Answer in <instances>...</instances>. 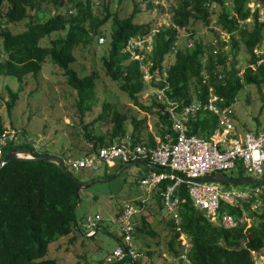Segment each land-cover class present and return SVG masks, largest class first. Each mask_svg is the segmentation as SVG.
I'll return each instance as SVG.
<instances>
[{
  "label": "trees",
  "instance_id": "obj_1",
  "mask_svg": "<svg viewBox=\"0 0 264 264\" xmlns=\"http://www.w3.org/2000/svg\"><path fill=\"white\" fill-rule=\"evenodd\" d=\"M101 1L0 0V10L7 4L3 15L7 21L27 20L26 29L15 33L0 19V75L20 80L27 75L36 76L42 64L50 58L53 64L64 70L69 85L77 92V108L85 114L92 111L97 102V75L93 72L80 76L72 63L76 61L75 51L79 45L86 46L94 41L98 44L99 37L103 36L108 39V45L105 46L107 53L101 57L106 74L114 80L120 79L121 89L137 105L140 103V93L150 88H165L172 100L184 105L196 100L207 101L210 94H216L221 98L219 105L231 106L245 86L254 84L261 87L264 84V53L256 51L264 45V20L259 7L264 6V0H255V3L260 4L256 8L250 6L251 0H232V8L226 7V0H181L170 11L173 24L163 26L154 36L153 49L145 52L144 59L133 58L126 46L131 39L147 37L154 25L136 22L134 18L139 12L137 10L132 16L120 18L117 13H111L110 0ZM101 3L106 14L98 18L94 10ZM46 4L52 6V13L47 12ZM214 5L221 8L219 13H216ZM214 16L215 25L229 34V50L225 48L228 42L221 39L219 47L200 39H195L189 46H180V28L187 29L191 19L201 20L210 26ZM248 19H251V23H248ZM108 22L110 29H102ZM237 33L240 38H236ZM45 38L49 39L48 45L42 44ZM241 42L250 52L249 65L245 69L237 67ZM172 54L174 61L166 64L167 57ZM142 62L148 63L150 72L158 73L161 80L145 81ZM8 90L7 108L12 111L19 94L10 88ZM139 106L148 110L155 107L164 125L160 129L161 135L170 130L169 117L161 112L162 103L155 99L152 106ZM113 107V103L105 102L102 112L84 125V134L92 144L88 154L127 137L133 143H152L154 136L151 133L145 138L137 132L142 120L134 118V133L128 134L127 115ZM96 123H108L111 129H107V133L95 132L93 126ZM189 126L191 133L210 137L217 126V116L209 111H199L196 118L190 120ZM4 131L0 123V134ZM11 146L9 144L8 148ZM17 148L22 149L23 146ZM42 154L49 153L42 150ZM62 158L66 161L65 157ZM153 169L149 167V170ZM167 183L162 182L157 189L155 199L160 209L164 208L161 189ZM76 187V182L51 161H13L1 167L0 264H64L50 256V246L58 239L71 235L79 226ZM178 194L179 222L170 216L167 223L170 235L168 251L179 259L177 264H258L257 260L264 256V191L258 199L253 196L235 205L221 203L219 216L229 213L237 221L231 227L222 225L218 220L212 221L206 210L195 205L187 182L182 183ZM257 200L260 203L255 206ZM125 209L120 211L119 219ZM96 215L86 217L87 237H94L97 230L103 228L100 225L101 215L94 227L89 226L88 217L95 218ZM134 223V236H143L156 246L161 245L158 231L146 215H136ZM93 228L94 233L88 235ZM182 233L188 237L187 248L182 243ZM75 239L77 237L73 235L72 242ZM150 248L146 252L140 249L144 255L133 261L128 255L122 259L114 258L116 248L107 260L113 256L112 261L108 260L110 264H146L145 259L155 253ZM185 250L187 258L183 259L180 255Z\"/></svg>",
  "mask_w": 264,
  "mask_h": 264
},
{
  "label": "rangeland",
  "instance_id": "obj_2",
  "mask_svg": "<svg viewBox=\"0 0 264 264\" xmlns=\"http://www.w3.org/2000/svg\"><path fill=\"white\" fill-rule=\"evenodd\" d=\"M154 1V4H153ZM181 0H110L109 9L111 13H117L120 18L132 16L136 10L134 20L138 23H150L156 25L165 13L174 10ZM102 3L105 0L101 1ZM232 0H226V7H231ZM102 3L96 6L94 15L103 18L106 9ZM260 4L255 0L250 1V6L256 8ZM152 6V8H151ZM215 6V5H214ZM212 6V7H214ZM150 7V8H149ZM264 20V6H259ZM47 12L52 13L54 9L50 5H45ZM7 9L5 4L0 10L1 22L13 32H20L27 27V20L20 22H9L3 17ZM216 13L220 7L215 6ZM213 22L206 26L201 20H190L187 29L180 28V46H189L195 39H200L204 43H214L219 47V39L227 41L225 47L229 50V34L223 32ZM251 23V19L247 20ZM154 27V26H152ZM92 29V28H91ZM102 29L109 30L110 22L106 23ZM214 29V31L212 30ZM216 31V33H215ZM107 38L108 35L106 34ZM220 36V37H219ZM236 38H240L239 33ZM99 40V39H98ZM43 45L49 44V39L42 40ZM264 44V43H263ZM104 45V46H103ZM105 42L87 44L76 48V61L72 63L80 76L96 73V97L97 102L92 111L82 114L77 108V92L69 85L64 70L53 64L50 58L42 64V69L38 75H27L20 80L13 76L0 75V123L5 130L26 131L36 139V143L44 151L51 155L63 156L68 161L81 159L91 152L92 144L84 134V125L95 119L103 110L105 102L113 103V109L125 113L128 117L126 122L128 134L134 133L133 119L142 120L137 132L145 138L149 133L153 136L160 135V129L164 127L159 118V114L152 110L143 109L152 106L155 97L148 93L155 92L150 88L139 94V105L121 89V80H114L106 74L103 66L102 55L107 53ZM151 48V44L144 47ZM258 53H264V45L261 49H256ZM146 57V56H145ZM237 67L245 69L249 65L250 52L243 42L240 43V52L237 57ZM174 61V55L167 57L166 64ZM151 81V79H150ZM149 81V82H150ZM18 92L19 98L12 111L7 108L9 90ZM160 91V90H159ZM231 109L234 113V123L239 133L245 131H264V84L259 87L250 84L241 89L233 103ZM212 127V123H211ZM93 128L95 132H106L111 129L108 123H96ZM220 127L216 126L214 132ZM107 133V132H106ZM109 141V137H107ZM118 164L119 159L115 160ZM73 174L80 180L87 181L95 177L112 175L115 167H110L105 162L98 163L97 167L77 168L75 165H68ZM119 167V166H118ZM148 165L144 163L134 164L123 169L117 176L106 181H97L88 187H83L79 191V204L76 208L78 227L71 235L62 237L53 242L50 246V256L56 258L64 264H110L108 256L118 247L123 240V226L119 219V213L127 204H139L140 201H147L141 214L148 217L152 226L158 231L160 246H156L149 239L143 236H134L133 245L144 252L151 246L154 255L145 259L146 264H177L179 259L168 251L167 223L171 219L166 208H159L155 197L157 189H149L141 183L143 176L149 171ZM120 169V168H119ZM118 169V170H119ZM224 173L234 178H247L251 174L238 168L225 170ZM261 177L256 175L255 178ZM221 191H253L256 187L253 183L230 184L219 182ZM264 186H262V192ZM254 208V207H253ZM101 215L100 225L103 228L97 230L94 237H87L88 231L86 217L88 215ZM139 218V217H138ZM77 239L72 242V236ZM149 243V245H147ZM184 244L185 241H182ZM148 246V247H147ZM258 264H264V256L257 260Z\"/></svg>",
  "mask_w": 264,
  "mask_h": 264
},
{
  "label": "built area",
  "instance_id": "obj_3",
  "mask_svg": "<svg viewBox=\"0 0 264 264\" xmlns=\"http://www.w3.org/2000/svg\"><path fill=\"white\" fill-rule=\"evenodd\" d=\"M173 24L170 12L165 13L161 20L152 27V33L147 37L138 36L128 41L126 50L133 58L144 59L145 52L153 49L154 36L161 31L163 26ZM176 27V25L174 24ZM106 38L99 37L98 42H105ZM151 44V48L146 50L144 47ZM144 70V80L149 82L154 79L161 80L158 73L150 72V65L142 62ZM150 81V82H151ZM149 82V83H150ZM155 92L148 93L163 104L161 112L167 115L170 120V130L163 135L154 136L152 143H133L127 137L121 141L100 147L97 152L85 155L81 159L74 161L66 160L65 163L75 165L77 168L97 167L98 163L105 162L111 164L116 159L123 163L135 160H147L161 169L149 170L143 176L141 183L149 189H158L162 182H168L165 188L161 189L164 208L169 215L179 222L180 196L178 189L182 183H188V191L195 205L202 210H206L207 215L212 221H220L226 227L236 225V219L229 213L219 216L218 209L222 202L235 205L240 201L249 200L251 197L262 193V186L257 184L255 189L250 192L244 191H221L219 182H195L193 178H199L213 173H224L225 170L238 168L251 174V177L264 174V131H245L239 133L234 123V113L231 106H221L218 101L220 96L210 94L207 101L196 100L189 104H181L172 100L165 91V88H154ZM160 90V91H159ZM199 111H209L217 116V124L220 129L210 137L190 132L189 122L195 119ZM17 148L23 146V150L33 153H42V148L36 143V139L27 134L26 131L5 130L0 134V160L9 149L8 146ZM25 145V146H24ZM29 146V147H28ZM19 149V148H17ZM31 156V155H28ZM147 201H140L139 204H128L124 210L120 221L123 226V242L114 251V258L122 259L130 256L132 261L144 255L142 251L133 245L135 223L134 218L144 210ZM260 203V201H256ZM100 218L89 216L90 227L97 224ZM179 229V228H178ZM94 228L88 233H94ZM183 245H189L186 234H181ZM186 250L181 253V258H187ZM113 260V256L109 257Z\"/></svg>",
  "mask_w": 264,
  "mask_h": 264
},
{
  "label": "water",
  "instance_id": "obj_4",
  "mask_svg": "<svg viewBox=\"0 0 264 264\" xmlns=\"http://www.w3.org/2000/svg\"><path fill=\"white\" fill-rule=\"evenodd\" d=\"M31 155V156H28ZM24 160H44V161H51L56 163L59 168L62 170L63 173L67 174L71 179H73L76 184V193L77 196H79V191L83 187H88L89 185L97 182V181H106L111 178H114L117 176L123 169L139 163H144L151 168L154 169H161V167L152 164L148 162L147 160H135L128 163H123V165L120 167L119 170H117L116 173L112 175H107L104 177H95L87 181L80 180L77 178L73 172L67 167L64 159L61 156L58 155H51V154H42V153H33L29 150H23V149H17L14 147H10L5 155L3 156L2 160H0V169L2 166H4L7 163L13 162V161H24ZM195 182H228L230 184L236 185V184H244V183H253V184H264V174L262 178H254V177H247V178H234L226 175L225 173H213L210 175H206L199 178H193L192 179ZM79 204V200L77 202V206Z\"/></svg>",
  "mask_w": 264,
  "mask_h": 264
},
{
  "label": "crops",
  "instance_id": "obj_5",
  "mask_svg": "<svg viewBox=\"0 0 264 264\" xmlns=\"http://www.w3.org/2000/svg\"><path fill=\"white\" fill-rule=\"evenodd\" d=\"M120 164H123V162H120L119 164H118V162H116V161H114V162H112L111 164H109L110 165V167L112 166L113 168L115 167V169H114V171L117 169V167L120 165Z\"/></svg>",
  "mask_w": 264,
  "mask_h": 264
},
{
  "label": "clouds",
  "instance_id": "obj_6",
  "mask_svg": "<svg viewBox=\"0 0 264 264\" xmlns=\"http://www.w3.org/2000/svg\"><path fill=\"white\" fill-rule=\"evenodd\" d=\"M251 177V176H250ZM255 178V177H254ZM255 185H257V184H255ZM259 185H264V184H259Z\"/></svg>",
  "mask_w": 264,
  "mask_h": 264
}]
</instances>
